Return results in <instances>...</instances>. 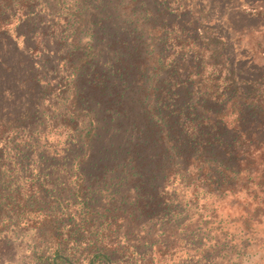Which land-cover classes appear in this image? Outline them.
<instances>
[{"label":"rangeland","instance_id":"obj_1","mask_svg":"<svg viewBox=\"0 0 264 264\" xmlns=\"http://www.w3.org/2000/svg\"><path fill=\"white\" fill-rule=\"evenodd\" d=\"M245 4L264 9L0 0V264H264V142L210 173L186 143L172 152L149 113L156 60L188 55L173 36L202 44L201 23L226 43L223 75L264 76V19Z\"/></svg>","mask_w":264,"mask_h":264},{"label":"trees","instance_id":"obj_2","mask_svg":"<svg viewBox=\"0 0 264 264\" xmlns=\"http://www.w3.org/2000/svg\"><path fill=\"white\" fill-rule=\"evenodd\" d=\"M243 9L249 16L264 19V9L261 7L245 4ZM200 25L198 32L201 35L199 38L204 41L202 44H196L190 34L173 36L176 45L188 51V55L177 57L171 64L156 60V83L151 84L149 113L152 119H158L156 128L162 133L158 137L170 145L172 152L177 150V144L186 143L190 153L200 159L201 168L215 173L220 154L229 152L253 157L249 154L251 146L256 147L264 142L259 138L264 133V76L250 79L244 76L241 68L236 65L233 68L232 64H229L228 74L223 75L226 43L215 29L202 23ZM162 70H166L168 75L159 78ZM227 99L230 102L225 105ZM71 114L91 117L85 110ZM90 121L86 134L88 144L95 133L92 117ZM253 159H246L247 166ZM246 172L249 173V170L240 168V177L248 175ZM241 180L250 182L251 179L239 178L237 181ZM81 181L79 192L85 189V181ZM224 184L232 187L227 190L233 189V184L226 180ZM84 205L89 212L85 202ZM122 217L129 221L133 219L130 214ZM102 258L100 253L89 256L92 263ZM51 264L63 263L58 262L57 256Z\"/></svg>","mask_w":264,"mask_h":264}]
</instances>
